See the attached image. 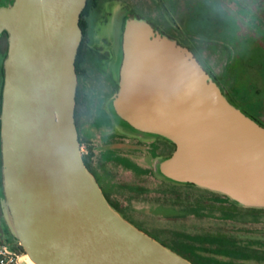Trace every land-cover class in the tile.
I'll return each instance as SVG.
<instances>
[{
    "label": "water",
    "instance_id": "water-1",
    "mask_svg": "<svg viewBox=\"0 0 264 264\" xmlns=\"http://www.w3.org/2000/svg\"><path fill=\"white\" fill-rule=\"evenodd\" d=\"M86 4L0 0V34L8 33L2 218L34 264H194L123 217L83 160L75 59ZM122 52L113 106L175 144L159 171L264 209V126L226 98L191 50L148 21L125 20Z\"/></svg>",
    "mask_w": 264,
    "mask_h": 264
},
{
    "label": "flooded vegetation",
    "instance_id": "flooded-vegetation-1",
    "mask_svg": "<svg viewBox=\"0 0 264 264\" xmlns=\"http://www.w3.org/2000/svg\"><path fill=\"white\" fill-rule=\"evenodd\" d=\"M159 7H164L165 11H161L163 17L166 19L167 32L155 25L147 18L139 16L131 12L129 5L121 2L120 0H94V3L87 8L82 14V40L84 44V59L78 65V86L81 89L82 100L78 104V113L75 117V122L78 130V136L81 147H85L82 156L86 166L94 174L97 182L102 188V191L110 202V204L120 212V214L136 225L138 228L144 230L164 245L175 250L182 256L188 258L194 264H206L203 260L192 256L191 253L185 252L179 247L178 243L173 239H170L166 234L158 233V237L151 234L154 229L145 225V223L138 222L131 214L147 215L149 217H175L183 215V218L190 216H199L201 213L213 212V203L219 201L225 204L227 207L239 208L243 210L244 219H256L264 211L262 208L244 207L238 203L230 200L227 196L213 192L211 190L198 187L192 183L179 182L164 176L158 168L159 161L168 157L175 149V144L165 138L164 136L144 131L136 128L127 120L120 117L113 106V98L119 89L120 78V66L122 61V30L123 20L128 17H138L148 21L156 32L165 34L170 38L175 39L179 44L186 46L201 66L206 70L212 80H214L220 87L226 98L235 106L239 107L245 114L256 120L259 124L264 126V122L260 119L261 113L264 107H258L256 102L259 97L258 94L264 93V89H260L258 85L253 82L251 76H244L243 81L240 80V72L243 68V60L248 66L246 56H243L245 52L236 53L235 47L231 46L225 38H217L209 36L206 38L192 39L191 43L185 41L189 39V35L185 33L180 34V29L183 23L188 21L195 11L193 8L185 13H177V2L169 5L171 0H168L165 4V0H155ZM114 5L113 10L110 6ZM104 10L109 15H116L120 20L121 31L120 39L118 43V52L113 53L109 44V41L102 38L101 42L108 46V50H104V46L95 41V30L93 28V21L97 17V14ZM116 12L113 13V12ZM126 18V19H128ZM181 18V20H180ZM125 19V20H126ZM125 22V21H124ZM104 26H109L108 20L104 23ZM223 33V31L221 30ZM237 35V34H236ZM222 37V36H221ZM238 37V36H237ZM254 48L257 50L258 45L255 41ZM8 51V33L6 30H2L0 34V112L2 103V90L4 83V59ZM223 57L225 59L224 71L228 69L227 79L225 86L221 83V80L217 73L213 71V68L205 61L212 59V57ZM248 68H250L248 66ZM251 69V68H250ZM253 69H256L253 68ZM91 70V71H90ZM223 71V72H224ZM261 79L264 77L261 75ZM93 81L92 84L98 89V97L95 98V110L94 113L90 111L91 99L89 92L86 91L83 82ZM248 87H252L251 90ZM250 89V90H249ZM82 118H85L82 121ZM90 118V119H89ZM93 136L97 140L95 144L92 143ZM86 143V145L84 144ZM96 154V165L105 168L110 164L113 169L131 171L138 179L142 176L148 177L152 180H157L160 183L168 185V191L172 195L171 199H153L148 204L143 206H136L133 204L122 205L119 201H116L111 197L110 191H108L103 183L98 168H94L92 164L93 152ZM99 156V157H98ZM1 141H0V197L2 192V171H1ZM181 186L189 187L194 190L193 192L186 191L187 197L184 199H192V201H182ZM129 191H142L140 187L138 189L135 186L126 185ZM145 190V189H143ZM137 191V192H138ZM206 210V211H205ZM208 210V211H207ZM222 214L225 219H230V210H222ZM181 217V216H180ZM0 223L3 232V242L18 245V242L11 236L3 218L2 208L0 202ZM155 231V230H154ZM220 241V239H218ZM225 244H227L226 255H235L238 258V262L229 264H264L263 260H256L254 257L258 255V252L264 247V242L258 239H241L239 241L232 242L230 237H224ZM224 244V245H225ZM192 246V245H189ZM259 248V249H257ZM257 250V252L255 251ZM211 253V252H210ZM260 254V253H259ZM216 260V257L212 258ZM217 262V260H216ZM30 263V261H29ZM212 264V262H210ZM216 264V263H215ZM227 264V263H226Z\"/></svg>",
    "mask_w": 264,
    "mask_h": 264
},
{
    "label": "rangeland",
    "instance_id": "rangeland-1",
    "mask_svg": "<svg viewBox=\"0 0 264 264\" xmlns=\"http://www.w3.org/2000/svg\"><path fill=\"white\" fill-rule=\"evenodd\" d=\"M120 1L129 5L132 13L145 17L161 29L170 32L167 29V21L161 12L165 11L164 7H159L155 0ZM167 2L168 0H165V4ZM172 3H174L173 0H171L169 5ZM177 6L179 16L182 13H187L190 8H193L195 11L187 19L188 21L183 23L181 28L178 29L180 30V34L185 33L190 36L188 40L185 39L187 43L190 44L192 39L199 37L206 38L210 35L217 38H225L231 46L235 47L236 53L245 52L243 56H246L248 66L251 68H248L246 64L244 65L245 62L241 60L243 68L240 72V80L243 81L244 76H251L253 82L260 89H264V79H261V75L264 77V0H178ZM113 7L114 5H111L110 9L113 10ZM113 13L116 14L115 11ZM106 20H108L109 26H104L103 23ZM92 25L96 34L95 41L98 44L100 42L102 45H105V43L101 42V39L105 38L109 41L111 51L113 53L118 52L121 24L117 16L114 14L111 16L102 10L97 14ZM252 41H255L258 47L260 46L257 50L252 49V46L254 47L255 45ZM103 48L104 50H108L107 45ZM225 59L215 56L205 61L217 73L224 86L229 73L228 69L224 71ZM255 67L256 69H253ZM92 82L85 80L83 84L86 91L90 94V111L94 113L98 89L93 86ZM248 88L253 90L252 87ZM258 95L256 104L258 107H264V93L262 92ZM84 119L82 118V121ZM260 119L264 122V110L261 113ZM96 141L93 136L92 143L95 144ZM84 144L86 145V143ZM83 150H86V148L81 147L82 153ZM92 164L94 168H98L102 183L110 191L111 197L124 206L126 204H133L139 207L148 204L153 199L172 198L167 189V184L149 179V176H142V178L138 179L131 171H117L110 164L106 166V171L99 164L97 167L95 150L93 152ZM126 185L135 186L136 189L140 187L145 190H137L138 192L129 191ZM180 190L179 196H181L182 201H192V199L184 198L187 197L186 191L194 193L193 189L181 186ZM213 205V212L201 213L199 216H190L188 218H183V215L173 218L149 217L147 215L131 213L130 215L138 222L145 223L146 226L154 229L155 231H151L152 235L158 237V233L166 234L170 239L177 242L183 251L191 253L192 256L203 260L202 262L206 264H211L210 262L212 264L238 262L239 259L235 255H226V251H218L227 246L225 242V245L218 244V242L224 241L222 240L224 237H230L232 242L241 239H258L264 242V211L259 212L260 215L256 219H244L243 210L239 208H232L230 206L229 209V207L219 201H215ZM222 210H230L231 218L225 219ZM261 248L260 250L264 251V247ZM255 251L257 252V250ZM262 253V251L258 252V255L254 258L259 261L263 260L264 255H261ZM212 256L216 257L217 262L214 259H210Z\"/></svg>",
    "mask_w": 264,
    "mask_h": 264
},
{
    "label": "trees",
    "instance_id": "trees-1",
    "mask_svg": "<svg viewBox=\"0 0 264 264\" xmlns=\"http://www.w3.org/2000/svg\"><path fill=\"white\" fill-rule=\"evenodd\" d=\"M94 3V0H87V4L85 6V8L83 9L82 13H81V16L82 14L87 10V8L89 6H91L92 4ZM129 17V16H128ZM126 17V18H128ZM125 18V19H126ZM125 19L123 20V23L125 21ZM80 26L82 27V21L80 20ZM84 44L81 42L80 45H79V48H78V52H77V55H76V59H75V67H76V72L78 73V65L79 63H81L84 59V53H85V49H84ZM82 100V95H81V89L79 86H77V92H76V104H75V113H74V116L76 117L77 113H78V104L81 102ZM218 242V241H217ZM218 244H223L224 245V241L223 242H218ZM13 247L18 250L19 252H23L21 246L18 244V245H13ZM216 250V249H215ZM217 251V250H216ZM218 251L220 252H227V248H222V249H219ZM219 252V253H220ZM30 261V260H28ZM30 264H34L32 261H30Z\"/></svg>",
    "mask_w": 264,
    "mask_h": 264
},
{
    "label": "built area",
    "instance_id": "built-area-1",
    "mask_svg": "<svg viewBox=\"0 0 264 264\" xmlns=\"http://www.w3.org/2000/svg\"><path fill=\"white\" fill-rule=\"evenodd\" d=\"M0 264H29L11 243H0Z\"/></svg>",
    "mask_w": 264,
    "mask_h": 264
},
{
    "label": "bare ground",
    "instance_id": "bare-ground-1",
    "mask_svg": "<svg viewBox=\"0 0 264 264\" xmlns=\"http://www.w3.org/2000/svg\"><path fill=\"white\" fill-rule=\"evenodd\" d=\"M28 260H30V259L27 257V261H28ZM30 261H31V260H30ZM28 263H29V261H28ZM29 264H30V263H29Z\"/></svg>",
    "mask_w": 264,
    "mask_h": 264
}]
</instances>
